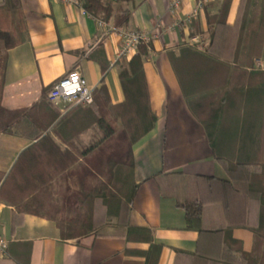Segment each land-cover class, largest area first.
Listing matches in <instances>:
<instances>
[{"label":"crops","instance_id":"obj_1","mask_svg":"<svg viewBox=\"0 0 264 264\" xmlns=\"http://www.w3.org/2000/svg\"><path fill=\"white\" fill-rule=\"evenodd\" d=\"M223 1L209 0L187 22L198 0H182L177 8L174 0H136L129 21L116 26L89 14L81 0H20V15L13 16L23 19L24 29L16 34L19 42L0 54V103L5 109L42 106L52 84L72 70H78L95 92L105 85L110 103L117 106L126 100L122 66L138 53L140 45L121 55L120 31L148 35L150 40L142 42L150 43L152 49L144 60V72L158 119L134 143V167L121 171L120 185L124 197L135 187L130 224L149 228L153 242L162 246L157 264H241L243 255L254 250L252 229L235 224L249 212L236 206L231 211L226 208L220 181L227 178L226 170L214 157L204 126L188 106L169 55L186 44L204 49L209 42L208 14H217ZM240 4L241 0H231L228 24H235ZM254 66L264 70L260 58ZM79 116L70 122H78ZM98 132L97 137L91 131L81 135L85 148L91 139L103 137L101 129ZM52 136L61 150L76 147L67 134L52 132ZM35 142L0 131V235L9 241L6 252L0 253V264H146L143 253L151 244L129 237L126 225L114 222L102 234L65 239L50 217L22 210L5 199L1 188L7 174ZM81 172L76 169L79 178ZM184 204L202 206V231L188 228ZM251 218L257 219V214Z\"/></svg>","mask_w":264,"mask_h":264},{"label":"trees","instance_id":"obj_2","mask_svg":"<svg viewBox=\"0 0 264 264\" xmlns=\"http://www.w3.org/2000/svg\"><path fill=\"white\" fill-rule=\"evenodd\" d=\"M136 0H81L84 9L101 21H112L114 25L121 26L129 21L131 16V6ZM119 2V6L115 5ZM252 0H241L237 20L234 25L228 24V14L231 6V0H224L217 14L209 15V42L204 49L198 48L196 45L186 44L176 50L169 52V55L174 63L176 72L180 78L184 95L187 99L188 106L194 116L204 126L208 141L214 157L225 168L227 178L220 179L222 182V195L226 208L231 211L232 206H236L243 213H248L249 216L244 217L241 221H236L238 226H244L252 229L255 235L254 250L249 254H244L241 264H263L261 261L257 263V248L259 239H264V195L254 190L251 195L257 203H251L250 198L240 193L238 183L245 182L237 175L238 171L250 174L249 162L250 156L244 160L236 159L235 163H227L226 159L220 156L221 147L225 142L238 139L237 125L225 123L220 120L225 110L223 108L227 103H231V90L226 88L215 89L214 92L202 91L199 93L201 99L209 98V94H219L224 92L220 97L219 104L209 105L210 109L204 108L205 113H208V120L200 116L199 110L196 109L195 101L198 100L196 93L190 91L189 70L182 63L186 59L194 63L203 65L210 64L213 68L225 67L230 71L235 70L243 76L261 77L256 86L243 85L239 92L242 96L254 95L255 92L262 95V105H260V113L264 116V70L255 69L254 62L256 58L264 60V37L260 31L248 30V10ZM247 9L245 11V7ZM20 0H5L0 4V44L5 48H11L19 42L16 40V34L21 33L24 29L23 19H14L13 14L20 15ZM246 15V16H245ZM263 23L261 24V26ZM260 26V28H261ZM236 42H235V41ZM152 49L150 43L141 42L138 53L131 61L122 66L120 76L122 86L126 95V100L120 105H112L110 103L109 93L105 85L95 92L94 102L88 105L76 106L64 112L54 106L48 95L43 100L42 106H36L31 109H23L10 111L2 107L0 103V131L7 133H16L18 135L27 136L32 140H36L34 145L29 149L37 146L49 136L48 130L51 126L53 129L60 128L63 124L69 123L75 115L84 113L88 110L97 120L95 125L103 130V139L101 146L97 148L93 155H88L84 169L92 176H102L100 169L95 168L91 164V157L99 156L105 158L108 165H111L107 172H113L115 176L121 175L124 168L132 169L134 167V156L132 147L135 142L148 134L157 123V115L152 110L149 100L148 84L144 72V60L148 57ZM235 49V50H234ZM242 55L244 58H242ZM188 58V59H187ZM189 63V62H188ZM183 72V73H181ZM191 73V72H190ZM192 77V76H191ZM188 83H187V82ZM250 86V87H249ZM195 94V95H194ZM236 93H234V96ZM208 105V104H206ZM95 107V108H94ZM57 108V109H56ZM45 114L49 115V120ZM113 114L114 119L111 118ZM121 123L118 128L116 125ZM57 132V131H54ZM60 134V133H58ZM102 160V159H101ZM98 177V178H99ZM243 180V181H242ZM93 189L102 191L108 189V186L101 182L99 187ZM134 190L128 197L114 194L110 190L109 194L102 193L99 197L103 199L108 207V215L118 217L121 225H126L129 237L133 239L141 238L151 244L150 248L143 253L146 257V264H157L158 258L162 249L161 245L155 244L152 238V232L147 227H135L130 224L131 205L134 197ZM186 210V220L188 228L202 231L201 215L202 206L199 204H184ZM112 209H114L112 211ZM261 210V211H260ZM257 214V219L251 220V216ZM55 222V221H54ZM60 227V226H59ZM61 235L65 239L77 238L83 235L66 234L61 228ZM93 233V232H91ZM90 234V233H89Z\"/></svg>","mask_w":264,"mask_h":264},{"label":"rangeland","instance_id":"obj_3","mask_svg":"<svg viewBox=\"0 0 264 264\" xmlns=\"http://www.w3.org/2000/svg\"><path fill=\"white\" fill-rule=\"evenodd\" d=\"M119 4L117 2L115 8ZM248 8V30H261V36L264 37V0H252ZM246 9L247 6L245 11ZM3 48L0 44V54ZM262 61L264 62V60ZM180 62L182 71L185 66L186 69L189 68L187 72L190 75L186 77L189 81L191 80L189 89L197 94L196 109L199 110L203 119L208 120V123H210L209 115L205 113L204 108L210 109L209 105L219 104L220 97L224 92L209 94V98L204 99L198 96L199 93L207 90L214 92L215 89L220 88L232 91L231 103H227L223 107L225 110L220 120L232 125V128L236 124L235 132L239 134L238 139L224 143L220 150V156L230 164L235 163L236 159L240 157L243 158L238 160H244L245 157L250 156V159H246L250 163V174L247 176L238 171L237 175L245 181L239 182L238 187L240 193L250 198L251 203H257L251 193L257 190L264 195V116L259 112L263 98L257 92L254 95L245 93L242 96L237 91L247 84L257 87L256 84L261 77L243 76L240 72L230 71L224 66L213 68L210 64H197L186 59ZM258 63L260 64V61ZM234 93H236L235 96ZM45 115L48 116V114ZM79 115L78 122L65 123L56 129L51 126L48 130V138L28 149L13 166L5 178L1 191L3 190L5 199L16 203L18 208L50 217L66 234L75 236L91 232L102 234L114 222L117 225L121 224L118 217L108 215V207L99 196L102 193H106L107 196L109 190L119 196L122 195L120 183L124 179L122 174L115 176L113 172L111 174L107 172L111 165L105 163L107 162L105 158L96 155L95 157L90 156L91 164L101 170L102 176L94 177L84 169L85 159L89 157L87 153L93 155L105 140L103 137L91 139V144L85 148L81 135L91 131L92 136L97 137V133L100 135L98 132L100 128L94 124L97 118L88 110ZM111 118L114 119L113 114H111ZM44 120H49V116ZM120 124L118 123L116 126L120 128L122 126ZM52 132L56 135L61 132L67 134L70 137L68 141L70 140L76 147L69 145V148L61 150L59 144L55 142ZM101 133H103L102 129ZM79 168L82 171L80 178L76 175V169ZM101 182H104L109 190L93 189V187H99ZM256 259L257 263L261 261L264 264V239H261V236Z\"/></svg>","mask_w":264,"mask_h":264},{"label":"built area","instance_id":"obj_4","mask_svg":"<svg viewBox=\"0 0 264 264\" xmlns=\"http://www.w3.org/2000/svg\"><path fill=\"white\" fill-rule=\"evenodd\" d=\"M64 2H72L75 0H58ZM182 0H174L173 7L180 6ZM209 0H198L196 9L191 17L186 19L190 22L199 10L204 7ZM120 35L123 40L121 55H128L134 51L142 41H149L148 35L142 31L121 30ZM194 41L200 43L201 39L193 38ZM50 102L66 111L76 106H87L94 102V90L87 85L83 76L78 70H72L57 79L51 86L48 93ZM9 246V241L5 236L0 235V253L4 254Z\"/></svg>","mask_w":264,"mask_h":264}]
</instances>
